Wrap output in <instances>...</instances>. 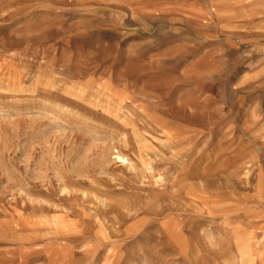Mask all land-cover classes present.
Returning <instances> with one entry per match:
<instances>
[{
	"label": "rangeland",
	"instance_id": "obj_1",
	"mask_svg": "<svg viewBox=\"0 0 264 264\" xmlns=\"http://www.w3.org/2000/svg\"><path fill=\"white\" fill-rule=\"evenodd\" d=\"M19 260L264 264V0H0Z\"/></svg>",
	"mask_w": 264,
	"mask_h": 264
},
{
	"label": "bare ground",
	"instance_id": "obj_2",
	"mask_svg": "<svg viewBox=\"0 0 264 264\" xmlns=\"http://www.w3.org/2000/svg\"><path fill=\"white\" fill-rule=\"evenodd\" d=\"M150 157V156H149ZM115 160H117L119 163H127V160H125V158L124 157H121V156H118L117 155V157H116V155H115ZM153 218V217H152ZM56 224H58V222L56 223V222H54V223H52L51 224V226L52 225H56ZM48 225H50V223H48ZM61 225V224H60ZM65 225H67V224H65ZM54 227V226H53ZM57 228V227H56ZM251 236H253V235H251ZM254 238V237H253ZM251 239H252V237H251ZM262 245V244H261ZM260 247V246H259ZM246 249L248 250V251H250V249H249V247H248V245H246Z\"/></svg>",
	"mask_w": 264,
	"mask_h": 264
},
{
	"label": "crops",
	"instance_id": "obj_3",
	"mask_svg": "<svg viewBox=\"0 0 264 264\" xmlns=\"http://www.w3.org/2000/svg\"><path fill=\"white\" fill-rule=\"evenodd\" d=\"M15 255H17V254H15ZM25 256H28V255L23 254V252H22V254L20 253V255H18V258H19V259H23ZM19 263H20V264H24V261H22V260L20 261V260H19Z\"/></svg>",
	"mask_w": 264,
	"mask_h": 264
}]
</instances>
